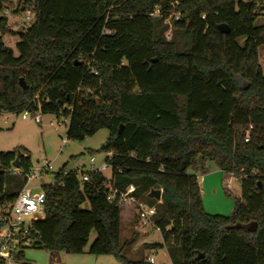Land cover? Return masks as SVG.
Masks as SVG:
<instances>
[{
	"label": "trees",
	"instance_id": "trees-1",
	"mask_svg": "<svg viewBox=\"0 0 264 264\" xmlns=\"http://www.w3.org/2000/svg\"><path fill=\"white\" fill-rule=\"evenodd\" d=\"M6 2L0 115L69 117L72 141L106 129L101 149L111 153L110 179L91 169L80 182L83 170L62 167L41 185L44 219L32 223L27 247L79 254L94 231L88 253L149 264L128 259L129 242L120 240L122 213L131 205L137 222L136 205L108 198L111 188L134 185L139 201L161 190L160 202L149 206L162 241L144 247L164 248L170 264H264V24L254 25L264 1L19 0L16 12L29 11L34 22L18 32L17 56L2 42ZM206 161L237 177L228 216L205 212L199 180L187 173L204 171ZM31 172L26 149L0 151V202L11 203ZM18 259L31 264L23 250Z\"/></svg>",
	"mask_w": 264,
	"mask_h": 264
},
{
	"label": "rangeland",
	"instance_id": "rangeland-1",
	"mask_svg": "<svg viewBox=\"0 0 264 264\" xmlns=\"http://www.w3.org/2000/svg\"><path fill=\"white\" fill-rule=\"evenodd\" d=\"M242 1L247 2L249 0ZM18 6L19 0H7L4 4L9 31L2 34L3 44L12 49L15 56L18 55L16 49V43L19 41L18 32L26 29L34 22V16L29 11L16 12ZM263 24L264 16L259 15L254 25L260 26ZM238 43L242 45L243 38H239ZM258 61L264 76L262 47L258 48ZM33 115L34 113H30L27 118L22 117V112L18 114L2 113L0 115V151H12L21 147L26 149L31 159L33 173H36L39 167L50 166L46 172L36 176L31 181L30 187L52 183L54 173L62 167L66 171L83 170L87 172L91 169L96 170L109 156L107 152L101 149L108 136L106 129H101L82 141H72L66 138L68 122L63 116L57 118L51 113H40L41 122L36 123L33 120ZM49 121L53 122V126L49 125ZM58 123L62 125H58ZM90 158H93L94 161L91 162ZM215 171L219 172L215 163L206 161L204 171L189 168L187 173L195 174L199 180L202 205L205 212L212 215L228 216L234 210L235 197L239 196V182L233 177L224 176L223 173L215 176ZM102 174L106 179H110V168L104 169ZM205 176L211 182L205 183L203 181ZM141 201L150 205L155 203L156 200L147 198ZM127 206L125 213L129 222L122 217L120 229L121 242H129V245L124 249V255L131 260H146L151 257L152 261L149 264L170 263L164 248L147 249L144 247V244L161 243V234L150 223L144 225L140 224L139 221H134L131 205ZM81 207L82 209H88V202L85 201ZM132 209L136 214L135 208L132 207ZM95 237V232L91 231L83 253H50L45 249L26 247L23 249V257L25 261L31 264H120L111 255L95 256L88 253L89 246Z\"/></svg>",
	"mask_w": 264,
	"mask_h": 264
},
{
	"label": "built area",
	"instance_id": "built-area-1",
	"mask_svg": "<svg viewBox=\"0 0 264 264\" xmlns=\"http://www.w3.org/2000/svg\"><path fill=\"white\" fill-rule=\"evenodd\" d=\"M154 13L158 15L159 10L156 8ZM178 15V13L172 12L169 17L174 16V18H178ZM105 33L111 32L109 30H105ZM30 113L31 112L25 110L22 112V117L27 118L29 117ZM40 113V111L34 112L33 120L36 123L41 122ZM65 120L69 122V117L65 118ZM49 125L53 126V122L49 121ZM58 125L62 124L58 123ZM108 154L111 156V153ZM90 161L93 162L94 159L90 158ZM49 168V165L42 166L37 168L36 173L31 172L29 175H27L25 185L19 190L11 203L0 202V264H22V262L18 259V253L31 243L28 236L30 227L33 222L44 219V191L41 189V186L30 187V184L36 176L42 175ZM107 168L110 167L104 160V162L96 169V171L102 172ZM11 172L13 174H17L20 172V170L18 167L13 166ZM229 176L237 179V177H235L233 174H230ZM87 180V173H81L80 182ZM134 191V185L127 186L122 192H118L117 190L111 188L108 198L114 199L117 196V201L119 204H135L139 223L144 225L150 223L154 229L160 232L153 220V216L156 212L155 206H149L136 199L133 195ZM156 202H160V199L156 200ZM147 260L148 262H151L152 258L148 257Z\"/></svg>",
	"mask_w": 264,
	"mask_h": 264
},
{
	"label": "water",
	"instance_id": "water-1",
	"mask_svg": "<svg viewBox=\"0 0 264 264\" xmlns=\"http://www.w3.org/2000/svg\"><path fill=\"white\" fill-rule=\"evenodd\" d=\"M249 3H250V2L247 1V2H246V5L249 6ZM218 28H219V31L222 32V33H228V32H229V29H228V27H227L225 24H220V25L218 26ZM153 62H155V60H153ZM20 86H21L23 89H25V83H24L23 79H20ZM17 161H18V158H15V160H14V162H13V166H14V167H17ZM148 197H149V198H153V199H155V200H159L160 197H161V191H160L159 189H152V190L150 191V193L148 194ZM200 257H202V255H198V256H197V259L200 258Z\"/></svg>",
	"mask_w": 264,
	"mask_h": 264
},
{
	"label": "crops",
	"instance_id": "crops-1",
	"mask_svg": "<svg viewBox=\"0 0 264 264\" xmlns=\"http://www.w3.org/2000/svg\"><path fill=\"white\" fill-rule=\"evenodd\" d=\"M218 171H219V172H216V171H215V174H214L215 176H216V175H220V174L222 173L219 169H218ZM203 181H204L205 183H207L208 181L211 182V180H210L209 178H207V176H205V177L203 178ZM125 212H126V209H125ZM126 215H127V214L124 213V214H122V217H124V220H125V221L129 222V221H128L129 219L127 218ZM122 219H123V218H122ZM168 264H170V263H168Z\"/></svg>",
	"mask_w": 264,
	"mask_h": 264
}]
</instances>
